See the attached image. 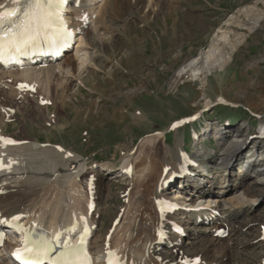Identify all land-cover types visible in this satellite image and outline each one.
I'll list each match as a JSON object with an SVG mask.
<instances>
[{"label":"rangeland","instance_id":"1","mask_svg":"<svg viewBox=\"0 0 264 264\" xmlns=\"http://www.w3.org/2000/svg\"><path fill=\"white\" fill-rule=\"evenodd\" d=\"M167 1L170 5L157 9L155 13H151L147 4L143 3L140 9L134 8L127 14L126 26L118 19L121 26L114 30L113 38L107 35L103 41L95 39L97 50L89 49L96 51L92 53H96L94 60L99 64L89 67L90 76L86 75L88 72L84 74L89 83L86 88L79 90L77 81L70 83L72 88L68 93L71 95L67 98L66 107L61 105L63 90L57 86L56 82L61 80L57 75L52 77L53 82L51 78H42L40 83H32L36 87V92L32 94H38L42 98L40 102L50 100L49 103H39L35 97L25 95L29 92L25 93L18 87L19 82H24L22 78L19 81L15 78L8 80V87L4 91L0 88V101L6 106L5 114L0 112V116H7L4 119L6 133L22 139L47 138L85 158L91 167L102 163L119 166L125 160L126 153L134 156L135 163L141 149L146 151L153 146L160 147L152 155L155 160L161 161L166 150L175 147L176 140H184L183 148H188L190 154L194 155L198 150L203 153L201 157L204 163L209 162L213 175L223 173L225 168L221 165V154L218 155L223 152L218 141L220 139L208 135L203 138L202 144H196L192 142L189 123L178 133L170 131V125L174 120L202 111V118L210 123L220 127H224V122L230 123L224 129L221 127L226 141L241 143L242 138L236 136L235 129L241 130L246 137L259 121L264 123V0ZM249 6H256L254 13L248 12ZM146 13H151V18L145 17ZM220 28L228 30L233 41L238 38L237 34L241 35L234 49L222 42L224 51L230 55L226 57L223 67L215 65L210 68L209 61L203 60L199 76L193 72L178 75V71L192 63L201 51L207 53L213 43L217 46L213 39ZM71 54L68 53V57L73 56ZM92 71L96 73L95 76ZM108 71H111L109 76ZM6 95L8 98H4ZM220 98L224 102H218ZM159 131L166 133V139L160 137V142L154 145L148 141V136ZM242 157V161L235 162L234 170L241 165V169H246V173L250 174L261 164L258 160L264 158V142L248 143ZM246 158H254L255 161L248 166L243 161ZM242 173L245 174L243 170ZM89 175L84 179V185ZM113 177L105 175L99 184L97 196L103 214L99 219L98 235L92 241L95 250L103 243L111 220L124 203L123 189L135 183L136 179L121 181ZM254 187L258 189L256 185ZM172 192L174 196L176 192ZM231 197L232 194L228 193L217 207L220 212L218 218L223 223L226 214L222 215V209L234 208L229 202ZM252 204L259 211H264V198L256 197ZM182 213L181 217L177 214L171 216L185 225L195 216L190 211ZM231 235L221 239L211 237L216 240L211 247V255L221 256V246L225 242L230 243Z\"/></svg>","mask_w":264,"mask_h":264},{"label":"bare ground","instance_id":"2","mask_svg":"<svg viewBox=\"0 0 264 264\" xmlns=\"http://www.w3.org/2000/svg\"><path fill=\"white\" fill-rule=\"evenodd\" d=\"M143 3L147 4L150 8L149 11H152L151 13H155L161 7L170 5L167 0H103L100 2L90 0L86 5L82 3L79 5L80 8H74L68 14L80 39L78 45L73 46L70 50L73 56L68 57L66 53L57 62L48 61L47 64L28 66L21 70L1 69L0 88L4 91V88L8 87V83H10L7 81L12 78L17 80L22 78L24 82L32 84L35 81L40 83L42 78H51L53 82L52 77L57 75L61 78L59 83L56 82L57 86L63 90H61L60 95L61 105L66 107L67 98L71 95V93H68L72 88H70V83L77 81L80 85L79 90L86 88L89 83L86 82L87 77L84 74L88 72L89 67H96L99 64L94 60L97 56L96 53H92L97 50L95 39L103 41L107 35L108 38H113L114 30L121 26L118 19H121L123 25L126 26L128 24L127 14L134 8L140 9ZM0 4L8 8L13 7L12 0H0ZM254 7L256 6H249L248 12H253ZM151 13H146L144 16L149 18ZM249 17L251 16L249 15ZM239 35L237 34L236 41L240 40L241 35ZM213 41L217 42V46H214L213 43L210 51L207 53L201 51L199 56H196L193 59L194 61L189 64L191 66L187 65L179 70L178 75L184 72H193L195 76H199L202 71L203 60L209 61L210 68L215 65L223 67L226 57H230V55L224 51L222 42L227 43L234 49L236 41H233L229 31L223 28H220ZM91 47L95 50L90 51ZM204 55L206 56L204 57ZM91 73L94 76L96 75L93 71ZM107 74L108 76L111 75V71H108ZM86 75L90 76V72ZM15 79L13 80L17 81ZM48 83H46L47 86L50 85ZM42 85L43 83L40 87ZM47 86H44V88ZM56 87L54 88L56 89ZM39 91L41 92V90ZM24 92L26 93V91ZM4 98H8V96L6 95ZM2 103L3 101H0V109L2 110L0 112L5 114L6 106L5 103L4 105ZM6 117L0 116V137L7 135L4 127ZM51 121L53 120L51 119ZM204 129L205 131L200 135V139L209 135L210 131L220 137L218 141L223 152L218 153V155L221 154L219 157L222 159L221 165L225 168H223L224 172L213 175L206 170L205 166L201 165L197 169H193L194 171L192 170L191 174H184L183 164L186 162V156L184 151H181V140H176L175 147L166 150L161 161L155 160L154 155H152L155 149L158 152L159 146L150 147L146 151L141 149L135 158V163L133 161L134 156L129 153L126 154L121 168L132 165V171L128 178H136L135 183L123 189L122 194L127 202L120 205L105 233L103 243L98 245L96 252L115 249L120 262L126 264H181L179 262L180 258L185 259L188 257L192 260L197 257L200 258L201 262L199 264H264V236L261 227L264 224V211H259L257 206H252L256 197L264 198V172L259 171L262 164H259L256 167L257 169L251 170L250 174L246 173L244 168L235 171V162L244 157H242V153L248 135L245 137L241 130L235 129L236 136L241 137L242 141L241 143H234L226 141V134L217 124L207 123ZM160 137L165 138V134L160 132L151 134L148 136V141L155 145L157 141L160 142ZM23 139L25 141L18 145L0 146V159L3 163L8 165L10 160L14 161V163H11L10 171L0 170V213L7 216L23 214V220H25L26 226L31 231L41 228L45 230L47 226L65 231L75 222L79 225L76 230L79 232V229L82 230L85 227V224L84 226L81 224L82 220L80 219L84 217L87 229H92L91 233H95L94 237H96L100 226L99 219L103 214L102 209H100L101 202L97 195L99 184L103 181L101 178H104L105 175H96L98 170L93 169L84 185L83 182L88 170L84 158L77 154L69 155V152L64 149L62 151L57 150L53 141L47 138L46 140L40 138L28 139L26 137ZM23 139L16 138V140ZM200 139H198V142H200ZM45 142L50 144H45ZM202 155L203 153L200 150L195 153V156L201 159ZM248 158L243 159V161H246L247 165L250 166L252 160ZM101 166V169L107 170L112 167V164L102 163ZM166 166H170V170L165 178H168L173 172L184 174L181 179L179 178L180 183L177 185L178 191L174 194V198L176 201L194 208L190 212H193L195 216L189 219L186 225L173 219L171 215L161 218L157 213L156 200L162 198L159 188L164 181L161 178ZM242 170L245 174L242 173ZM118 176L115 178L117 179ZM91 180L94 181L96 186L94 194L97 200V208L93 213L89 211L88 201V186ZM206 180L208 183H206ZM228 193L232 194V197L228 199L234 208L222 209L221 213L222 215L226 214L225 223L232 225L230 230V234L232 233L231 241L222 244L221 251L223 254L221 256H213L211 255L212 246L215 245L216 240L212 238L220 218L212 213H204L202 210L220 206L219 202H222L221 199L226 197ZM163 195L166 194L163 192ZM245 202L248 203L244 204ZM120 213H122L120 222L111 234L109 247H106V236ZM161 221H164L167 233V237L163 240H160L157 234ZM176 224L183 226L184 230L176 228ZM94 237L89 241L91 248H93L92 241ZM5 255V252L0 254V264H11V260L6 261L4 259Z\"/></svg>","mask_w":264,"mask_h":264},{"label":"snow or ice","instance_id":"3","mask_svg":"<svg viewBox=\"0 0 264 264\" xmlns=\"http://www.w3.org/2000/svg\"><path fill=\"white\" fill-rule=\"evenodd\" d=\"M13 7L8 8L0 4V62L8 63L21 56H28L31 53L40 51L43 47L59 49L67 46L71 39V32L68 30L67 22L64 19V8L66 0H12ZM24 88L25 85H18ZM17 141L0 137V146L16 144ZM71 155V153H69ZM11 163L5 165L0 159V170H11ZM168 172V169H165ZM164 211V206L174 208L166 201H157ZM20 215L11 217L12 221H19ZM84 220V217L80 218ZM0 223H9L7 219H0ZM18 232L24 234L22 246L13 253L21 264H44L51 258L57 245L61 246L59 254L52 259V264H90V257L86 250V237L88 229L86 226L80 234L78 243H72L70 239L62 240L64 233L56 232L53 237L46 233H40L36 238L34 233L25 231L19 223L11 224ZM79 225L73 223L65 230L71 234L76 231ZM163 238L164 233H157ZM107 264H119V257L109 250L107 252ZM181 264H199V258L194 261H182Z\"/></svg>","mask_w":264,"mask_h":264}]
</instances>
